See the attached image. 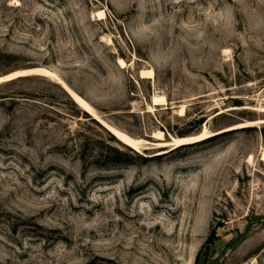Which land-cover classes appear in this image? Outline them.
<instances>
[{
    "label": "rangeland",
    "instance_id": "1",
    "mask_svg": "<svg viewBox=\"0 0 264 264\" xmlns=\"http://www.w3.org/2000/svg\"><path fill=\"white\" fill-rule=\"evenodd\" d=\"M24 68L141 150L48 77L0 82V264H264V0H0Z\"/></svg>",
    "mask_w": 264,
    "mask_h": 264
},
{
    "label": "bare ground",
    "instance_id": "2",
    "mask_svg": "<svg viewBox=\"0 0 264 264\" xmlns=\"http://www.w3.org/2000/svg\"><path fill=\"white\" fill-rule=\"evenodd\" d=\"M98 16L100 17H104L105 16V11L104 10H100L98 11ZM119 62L121 64L124 65V60L123 59H119ZM31 75H41V76H45L48 77L54 81H56L57 83H59L61 86L64 87L65 91L67 90V92L69 93V95L71 96V98L87 113H89L93 118H95L97 121H99V123H101L102 125L104 124L106 126V128L113 134L115 135L119 140L123 141L126 145L128 146H132V148H136L137 150H141V146H140V142L132 139L131 137H129L128 135H126L123 131H121L120 129L112 126L111 124H109L108 122H106L104 119H102L96 112L95 110L90 106V104L83 98L81 97L79 94H77L65 81H63V79L52 69H47V68H24V69H18L15 71H12L8 74H4L2 76H0V82H7V81H11L13 79L19 78L21 76H31ZM154 76V71L151 70H142L141 71V77H145V78H152ZM166 104V99L164 98V96H158L155 95L153 97V105H165ZM153 108V107H152ZM181 111H185V108H182ZM264 122V121H262ZM255 123V122H253ZM209 136V133L207 131V128L205 127L204 130H202L200 133L195 134V135H189V136H183V137H178L175 139H172L170 142H167L164 137V133L161 130L155 131L154 132V137L157 138L159 140V144L162 146L168 145L170 147H178L181 146L182 144L187 145V143L189 144H194L200 141L197 140H201L203 138H206ZM153 137V136H152ZM169 138H171V136L169 135ZM145 140V139H144ZM148 143H152L151 141L145 140ZM196 141V142H195ZM192 142V143H190ZM133 148V149H134ZM149 149V148H146ZM145 149V150H146ZM136 151V150H135ZM138 152V151H137ZM264 152V151H263ZM141 153V152H140ZM254 158V157H253ZM252 160V156H250L249 161ZM254 160V159H253ZM262 160H264V153H263V158ZM252 164V163H251Z\"/></svg>",
    "mask_w": 264,
    "mask_h": 264
},
{
    "label": "water",
    "instance_id": "3",
    "mask_svg": "<svg viewBox=\"0 0 264 264\" xmlns=\"http://www.w3.org/2000/svg\"><path fill=\"white\" fill-rule=\"evenodd\" d=\"M216 235H217L216 230L211 231V232L209 233L208 237L206 238L204 244H205V245H210V244H212V243L214 242V239H215ZM244 240H245V234H244L239 240H237V241L231 246V248H235V247H237L238 245H240L241 243H243ZM223 254H224V252H222V253L220 254V256L217 258V262H216V264H220V260H221V258H222V256H223Z\"/></svg>",
    "mask_w": 264,
    "mask_h": 264
},
{
    "label": "trees",
    "instance_id": "4",
    "mask_svg": "<svg viewBox=\"0 0 264 264\" xmlns=\"http://www.w3.org/2000/svg\"><path fill=\"white\" fill-rule=\"evenodd\" d=\"M180 136H186V135H180ZM216 136V135H215ZM212 137H214V136H212ZM212 137H210V138H212ZM210 138H208V139H210ZM208 139H206V140H208ZM205 141V140H204ZM202 142V141H201ZM188 145H190V144H188ZM183 146H187V145H183Z\"/></svg>",
    "mask_w": 264,
    "mask_h": 264
}]
</instances>
